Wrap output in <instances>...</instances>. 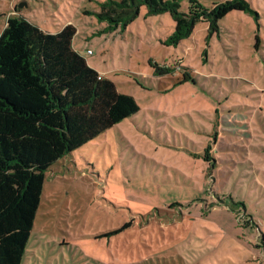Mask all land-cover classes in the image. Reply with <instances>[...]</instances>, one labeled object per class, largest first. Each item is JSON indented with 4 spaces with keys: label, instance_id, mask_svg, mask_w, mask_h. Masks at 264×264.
I'll return each instance as SVG.
<instances>
[{
    "label": "rangeland",
    "instance_id": "1",
    "mask_svg": "<svg viewBox=\"0 0 264 264\" xmlns=\"http://www.w3.org/2000/svg\"><path fill=\"white\" fill-rule=\"evenodd\" d=\"M104 1L0 0V34L9 16L73 24L74 48L140 106L48 168L22 264H264V0L177 44L145 5L104 29Z\"/></svg>",
    "mask_w": 264,
    "mask_h": 264
},
{
    "label": "trees",
    "instance_id": "2",
    "mask_svg": "<svg viewBox=\"0 0 264 264\" xmlns=\"http://www.w3.org/2000/svg\"><path fill=\"white\" fill-rule=\"evenodd\" d=\"M192 3L183 12L178 0H106L97 15L104 29L115 31L134 21L143 5L151 15L168 12L176 23L169 39L177 44L202 18L212 35L229 12H254L248 0ZM76 31L68 23L52 33L18 15L8 17L0 34V264H22L48 168L140 109L133 95L119 91L74 48ZM150 64L155 75L174 72ZM191 78L185 71L181 81Z\"/></svg>",
    "mask_w": 264,
    "mask_h": 264
},
{
    "label": "built area",
    "instance_id": "3",
    "mask_svg": "<svg viewBox=\"0 0 264 264\" xmlns=\"http://www.w3.org/2000/svg\"><path fill=\"white\" fill-rule=\"evenodd\" d=\"M93 53V50L92 49H87L86 51H85V54H87V55H91ZM102 75V74H101Z\"/></svg>",
    "mask_w": 264,
    "mask_h": 264
},
{
    "label": "crops",
    "instance_id": "4",
    "mask_svg": "<svg viewBox=\"0 0 264 264\" xmlns=\"http://www.w3.org/2000/svg\"><path fill=\"white\" fill-rule=\"evenodd\" d=\"M88 61V60H87ZM88 63H89V61H88ZM95 68V67H94ZM95 69H97L99 72H100V74H102L103 76H105V72H102V71H100L98 68H95Z\"/></svg>",
    "mask_w": 264,
    "mask_h": 264
},
{
    "label": "water",
    "instance_id": "5",
    "mask_svg": "<svg viewBox=\"0 0 264 264\" xmlns=\"http://www.w3.org/2000/svg\"><path fill=\"white\" fill-rule=\"evenodd\" d=\"M21 6H22V4H21Z\"/></svg>",
    "mask_w": 264,
    "mask_h": 264
}]
</instances>
